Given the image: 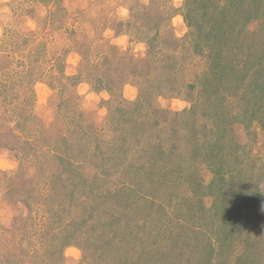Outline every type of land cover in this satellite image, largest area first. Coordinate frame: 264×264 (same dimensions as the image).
Returning <instances> with one entry per match:
<instances>
[{"label":"rangeland","instance_id":"rangeland-1","mask_svg":"<svg viewBox=\"0 0 264 264\" xmlns=\"http://www.w3.org/2000/svg\"><path fill=\"white\" fill-rule=\"evenodd\" d=\"M4 153L0 264H264V0H0Z\"/></svg>","mask_w":264,"mask_h":264},{"label":"clouds","instance_id":"clouds-1","mask_svg":"<svg viewBox=\"0 0 264 264\" xmlns=\"http://www.w3.org/2000/svg\"><path fill=\"white\" fill-rule=\"evenodd\" d=\"M5 11H7V9H5ZM12 167H14V163L8 160L7 153L0 155V169H8ZM68 254L76 255L77 253L74 249H70Z\"/></svg>","mask_w":264,"mask_h":264},{"label":"trees","instance_id":"trees-1","mask_svg":"<svg viewBox=\"0 0 264 264\" xmlns=\"http://www.w3.org/2000/svg\"><path fill=\"white\" fill-rule=\"evenodd\" d=\"M212 28H213V31H215V32L217 33L216 27H215V26H213Z\"/></svg>","mask_w":264,"mask_h":264}]
</instances>
